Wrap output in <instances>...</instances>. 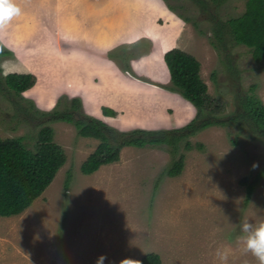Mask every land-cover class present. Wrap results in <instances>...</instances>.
Here are the masks:
<instances>
[{
  "label": "rangeland",
  "instance_id": "1",
  "mask_svg": "<svg viewBox=\"0 0 264 264\" xmlns=\"http://www.w3.org/2000/svg\"><path fill=\"white\" fill-rule=\"evenodd\" d=\"M203 1L205 8L198 0H20L22 15L0 34L9 51L0 76L35 80L24 100L0 83V138L23 136L32 147L47 124L65 162L27 208L0 216V264H120L148 252L159 264H219L221 246L231 249L228 264H258L237 237L245 219L264 221V133L230 118L252 84L264 104V60L228 34L214 36L215 22L241 14L246 0ZM169 49L198 60L213 99L205 113L225 124L172 146L125 145L118 160L84 174L96 138L71 122L17 111L16 102L49 111L78 97L83 112L120 131L180 128L196 108L170 81Z\"/></svg>",
  "mask_w": 264,
  "mask_h": 264
},
{
  "label": "trees",
  "instance_id": "2",
  "mask_svg": "<svg viewBox=\"0 0 264 264\" xmlns=\"http://www.w3.org/2000/svg\"><path fill=\"white\" fill-rule=\"evenodd\" d=\"M205 8L203 0H198ZM188 20V18L185 17ZM214 36L222 40L228 34L236 44L248 48L252 58L264 60V0H246L244 11L225 21H216ZM9 51L0 47V56ZM172 85L179 89L181 95L196 108L195 116L184 126L176 129H133L120 131L106 124L102 119L86 114L82 110L81 100L73 97L68 106L58 109L59 100L49 111L33 109L34 104L28 102L32 110L16 102L17 111L22 109L24 115L29 112L46 116L47 121L64 120L71 122L78 133L98 140L95 149L81 162L80 170L84 174L94 172L99 166L115 162L119 158L121 147L125 145L142 147L145 145H168L189 134H193L212 124H225L224 120L212 119L205 113L211 103L206 83L200 76V64L191 54L180 49H169L163 54ZM35 77L32 73L11 72L0 76L7 93L14 92L24 100L21 93L33 85ZM255 84L249 86L247 92L237 96L236 112L231 120L245 124L252 131L264 133V104L254 92ZM15 107V108H16ZM104 115H112L114 111L102 106ZM208 111V110H207ZM23 136L0 138V216L19 214L27 208L48 186L54 175L65 162V154L53 139L52 128L45 124L37 131L32 147L24 141ZM182 162L174 163L167 173L170 176L180 172ZM70 174H67V178ZM246 182L245 178L242 179ZM67 184V183H66ZM253 182L247 184L249 196ZM142 264H159L157 253L148 252L141 258Z\"/></svg>",
  "mask_w": 264,
  "mask_h": 264
},
{
  "label": "clouds",
  "instance_id": "3",
  "mask_svg": "<svg viewBox=\"0 0 264 264\" xmlns=\"http://www.w3.org/2000/svg\"><path fill=\"white\" fill-rule=\"evenodd\" d=\"M22 13L20 0H0V34L7 32L12 22ZM241 232L237 241L243 253L251 254L258 264H264V221L254 223L245 219L241 224ZM230 253L229 247L221 246L215 249L214 256L219 264H228ZM120 264H142V261L128 257Z\"/></svg>",
  "mask_w": 264,
  "mask_h": 264
}]
</instances>
